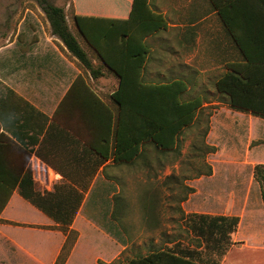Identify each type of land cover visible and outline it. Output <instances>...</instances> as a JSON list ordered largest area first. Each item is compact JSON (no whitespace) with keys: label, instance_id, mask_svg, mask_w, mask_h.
Returning <instances> with one entry per match:
<instances>
[{"label":"crops","instance_id":"1","mask_svg":"<svg viewBox=\"0 0 264 264\" xmlns=\"http://www.w3.org/2000/svg\"><path fill=\"white\" fill-rule=\"evenodd\" d=\"M147 1L153 12L165 18L166 28L143 41L149 49L143 79L145 76H210L226 72L225 65L235 60L234 46L220 22L207 20L217 17L209 5L204 12L199 6L193 7L182 22L175 18L181 9L178 0ZM132 3L133 0H78V10L80 16L86 18L127 19L133 10ZM66 20L98 75L91 77L89 70L84 69L51 34L48 23L45 28L39 20L33 22V27L22 37L19 30L13 39L1 45L0 170L24 172L29 169L33 178L37 172V181L33 182L39 192L44 186L52 192L54 186L61 183H70L77 189L86 188L70 226L77 237L64 264H117L131 259L134 256L129 257L131 254L145 256L152 251H167L171 247L168 244H135L134 238L140 235L138 231L117 235L105 227L106 218L112 219L111 213L107 215L103 209L104 189L115 180L114 176L107 175V170L116 171L117 166L101 158L112 148L110 117L115 106L110 95L117 88V80L100 66L85 40L76 35L75 25L72 31L67 15ZM87 29L94 43L104 44L110 27L108 23L92 21ZM172 30H178L177 44L190 55L182 63L169 57L171 44H174ZM205 43H209V47L199 53L197 48ZM152 59L157 62L155 66L148 64ZM180 80L189 88L185 79ZM215 116L210 117L207 143L214 140ZM213 146L217 151L209 155L224 152ZM100 160L103 163L100 164ZM224 164L228 170L218 182L214 180L213 164H210V176L194 179V183H206L207 189L202 191L197 185L190 186L195 191L181 203V209L185 214L239 217L237 230L232 235L233 245L220 264H235L230 255L241 249L250 252L244 263L264 264V204L252 176L254 165L264 163L247 161L249 177L243 180L239 177L232 180L227 176L234 170V161ZM195 200L201 202L205 210H197ZM17 201L27 205L35 219L15 218L12 210ZM215 205H219V213L213 212ZM146 213L149 216V211ZM159 218L155 208L148 218L153 228ZM0 220L3 221L0 222V264H55L65 235L55 228L57 225L53 220L22 199L17 191L12 193L0 213ZM122 254L125 257L120 260Z\"/></svg>","mask_w":264,"mask_h":264},{"label":"trees","instance_id":"2","mask_svg":"<svg viewBox=\"0 0 264 264\" xmlns=\"http://www.w3.org/2000/svg\"><path fill=\"white\" fill-rule=\"evenodd\" d=\"M36 1L44 13L51 34L61 41L84 69L89 70L91 77L96 78L97 70L69 30L64 8L48 0ZM206 2L231 40L236 54L235 60L225 65L226 72L215 80V90L226 99L229 109L264 119V0ZM72 4L73 22L79 36L96 54L100 66L117 80V88L110 95L115 106V112L110 117L113 125L112 148L101 159L110 160L116 166H133L146 159L148 147L158 155L176 153L180 137L199 127L204 99L195 96L183 100L182 96L188 88L180 79L156 83H146L143 79L149 54L143 41L145 37L166 28L165 18L153 12L147 0H133V10L127 19L81 17L78 0H72ZM92 21L109 24L104 44L92 41L87 29L88 23ZM118 37L120 41H117ZM208 132L207 123L202 133H195L196 139H201L200 142L191 144V158L199 160L198 164L205 170H194V176L184 178L186 181L212 174V167L204 157L216 153L217 147L206 143ZM252 176L259 186L264 204V164L254 165ZM186 190L187 195L195 191L192 187ZM14 191L53 220L57 225L55 228L65 235V242L55 262L64 264L77 237L70 226L86 188L77 189L70 183H61L55 185L52 192L40 193L35 189L29 169L24 172L0 170V213ZM187 195L180 203L188 199ZM117 198L113 196V199ZM145 209L151 217L155 203L150 202ZM115 212L113 208L111 217L117 221ZM238 223L237 216L187 214L184 224L194 246L185 248L175 243L167 251H152L145 256L137 254L117 264H220L233 245L232 235Z\"/></svg>","mask_w":264,"mask_h":264},{"label":"rangeland","instance_id":"3","mask_svg":"<svg viewBox=\"0 0 264 264\" xmlns=\"http://www.w3.org/2000/svg\"><path fill=\"white\" fill-rule=\"evenodd\" d=\"M48 1L67 10L65 15L68 16L69 25L74 31L72 0ZM178 1L181 9L178 11L179 16L175 18L182 22L186 20L185 16L193 7L199 6L200 11L203 12L208 8L206 0ZM36 20H39L45 28L47 27L44 13L36 0H0V46L7 40L13 39L19 30L22 37L23 34L29 31V28L33 27V22H37ZM207 20L219 23L215 16L208 17ZM20 23L22 24L19 27ZM178 30L171 31V37L172 34L174 35V44H171L169 57L175 62L182 63L188 60L190 55L184 49L179 48L177 44ZM75 33L79 36L78 32L75 31ZM209 45V43H205L199 46L197 48L199 53H202ZM178 49H180V52H177ZM229 50V45H227V51L229 52ZM233 57V59L236 58L235 51ZM156 63L153 59L148 62L149 65L154 66ZM221 73L210 76L144 77V81L152 83L171 79H185L189 88L182 99L189 100L195 96H201L204 99L202 114L199 117L200 125L197 129L187 131L186 134L180 137L176 153L158 155L151 147H148L145 160L138 161L133 166H117L116 171L107 170L108 176L115 177L114 183H108L104 189V193H106L103 204L104 212L107 215L112 214L114 208L117 214L115 223H113L112 217L110 219L113 221L107 217L106 222H104L106 229L111 233L116 232L117 235H120L122 232L127 234L131 231H138L140 235H136L138 237L134 238L135 244H154L155 246L168 244L172 246L176 243L185 248L194 246L195 243L184 224V218L187 214L184 211H182V214L180 200L187 195V187L197 185L202 191L207 189L208 185L204 182L194 183V180L186 181L184 178L194 176V170L196 169H200L199 171L205 170L202 165L198 164L199 160L191 158L193 154L191 144L195 141V143L200 142L201 139H196L195 133L198 132V135L202 133L207 123L209 124L211 121L209 116L216 115L214 119V140H211L213 143H207V138L205 141L207 144L216 145L218 149L224 151L220 155H207L204 157V160L215 167L216 178L214 180L216 182L228 170V167L224 164L226 161H234L236 164L232 168L234 170L227 174L229 179L232 180L236 177L242 180L249 177V169L247 170L246 167L247 161L264 163V120L228 108L226 99L217 94L214 87L215 80ZM247 154H249L248 157ZM114 195L118 198L113 199ZM187 197L189 198L190 195H187ZM150 202L158 203L155 208L160 218L159 221L157 220L155 228L149 223V216L145 209ZM195 202L197 210H205L201 202H197V200ZM13 206L12 214L15 215V218L29 221L35 219V214L26 207L27 205L17 201ZM214 207L213 212L219 213V205ZM132 255L135 254H131L129 257ZM249 255L248 250L241 249L232 252L230 259L235 264H246L244 262ZM124 257L125 255L122 254L120 260Z\"/></svg>","mask_w":264,"mask_h":264},{"label":"built area","instance_id":"4","mask_svg":"<svg viewBox=\"0 0 264 264\" xmlns=\"http://www.w3.org/2000/svg\"><path fill=\"white\" fill-rule=\"evenodd\" d=\"M31 173V172H30ZM37 172L35 173V178H33L32 173H31V178L32 181L36 182L37 181ZM33 182V183H34ZM39 192V191H38ZM45 192H50V188H47L46 186L43 187L42 191L40 193H45Z\"/></svg>","mask_w":264,"mask_h":264}]
</instances>
